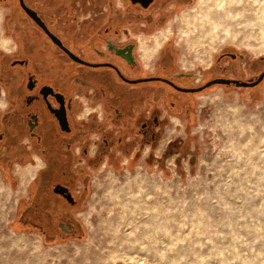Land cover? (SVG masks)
Returning <instances> with one entry per match:
<instances>
[{
    "label": "rangeland",
    "instance_id": "rangeland-1",
    "mask_svg": "<svg viewBox=\"0 0 264 264\" xmlns=\"http://www.w3.org/2000/svg\"><path fill=\"white\" fill-rule=\"evenodd\" d=\"M179 16L141 39L150 53L165 41L156 55L175 70L243 81L264 70V0H195ZM225 52L241 55L235 73L216 67ZM180 108L154 145L93 173L81 237L24 225L28 191L0 170V264H264V81Z\"/></svg>",
    "mask_w": 264,
    "mask_h": 264
},
{
    "label": "flooded vegetation",
    "instance_id": "flooded-vegetation-1",
    "mask_svg": "<svg viewBox=\"0 0 264 264\" xmlns=\"http://www.w3.org/2000/svg\"><path fill=\"white\" fill-rule=\"evenodd\" d=\"M135 1L0 0V170L28 191L21 222L45 238L82 236L93 173L154 145L198 94L179 89L239 80L177 71L143 46L195 0ZM241 59L225 52L216 67L235 73Z\"/></svg>",
    "mask_w": 264,
    "mask_h": 264
},
{
    "label": "water",
    "instance_id": "water-1",
    "mask_svg": "<svg viewBox=\"0 0 264 264\" xmlns=\"http://www.w3.org/2000/svg\"><path fill=\"white\" fill-rule=\"evenodd\" d=\"M134 2H136V1L134 0ZM144 6H146V4ZM263 79H264V73L256 81H252V80L241 81V80L218 78V79H214V80L209 81L206 85H204L203 87L197 88V89H179V90L182 92L193 94V93L202 92L203 90H205L211 86H214V85H224V86L234 85L238 88H253V87L259 85Z\"/></svg>",
    "mask_w": 264,
    "mask_h": 264
},
{
    "label": "bare ground",
    "instance_id": "bare-ground-1",
    "mask_svg": "<svg viewBox=\"0 0 264 264\" xmlns=\"http://www.w3.org/2000/svg\"><path fill=\"white\" fill-rule=\"evenodd\" d=\"M188 19H189V18H188ZM188 19H187V22H189ZM187 24H189V23H187ZM162 40H163V39H162ZM158 42H159V41H158ZM164 42H165V41H164ZM158 44L160 45L161 43L159 42ZM162 44H163V41H162ZM161 46H162V45H161ZM156 47H158V46H156ZM158 48H159V47H158ZM158 48H157V49H158ZM155 49H156V48H155ZM155 51H156V50H155Z\"/></svg>",
    "mask_w": 264,
    "mask_h": 264
}]
</instances>
